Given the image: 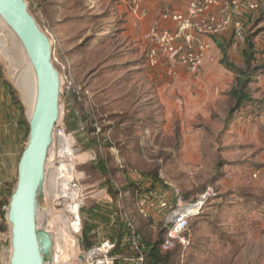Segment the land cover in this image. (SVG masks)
<instances>
[{
	"label": "rangeland",
	"instance_id": "obj_1",
	"mask_svg": "<svg viewBox=\"0 0 264 264\" xmlns=\"http://www.w3.org/2000/svg\"><path fill=\"white\" fill-rule=\"evenodd\" d=\"M26 1L52 41L54 64L62 80L61 124L66 123L68 110L78 113L83 119L81 131H86L85 136L75 134L78 146L85 153H95L96 160L107 166V175L97 169V161L79 162L76 167L89 197L82 211L96 207L92 196L107 189L122 222H135L146 243L159 247L166 222L153 210L146 216L138 212V188L133 183L139 176L157 178L169 190L165 180L189 204L211 194L200 213L193 208L191 215L196 216L183 235L188 243H176L165 255L168 264H264V108L254 110L260 107L255 99H264V94L256 96L259 98L251 94L243 112H233L229 93L236 76L227 68V64L245 68L246 40L259 33L253 53L264 60V24L256 23L257 16L247 22L243 42L236 41L232 32L214 39L202 71L195 78L190 75V82L181 81L178 92L176 75L189 73L175 66L176 74L171 75L172 66L166 61L157 68L147 64L142 39L148 30L139 35V28H131V0ZM138 17L140 12L134 15ZM16 42L0 20V80L9 85L28 122L30 106L17 86L6 53L8 46L18 49ZM256 63L253 65H264ZM193 136L200 151L191 157L182 149L185 143H192ZM190 159L195 163L190 164ZM122 171L134 180L125 179ZM46 191L53 217L60 207L49 195V173ZM169 195L171 199V192ZM40 223H45L42 216ZM55 229L65 235L59 234L58 264H78L84 251L82 232L73 234L78 246L69 234L70 224L61 221ZM101 233L112 238L113 228H103ZM10 238L6 222L0 232V264L4 261L2 248H11Z\"/></svg>",
	"mask_w": 264,
	"mask_h": 264
},
{
	"label": "built area",
	"instance_id": "obj_2",
	"mask_svg": "<svg viewBox=\"0 0 264 264\" xmlns=\"http://www.w3.org/2000/svg\"><path fill=\"white\" fill-rule=\"evenodd\" d=\"M131 2L134 13H137L141 0ZM259 9L258 3L253 0H188L184 12L163 11L160 22L155 23L142 39L147 49V64L157 68L162 61H166L172 66L169 71L171 75L176 74L173 71L175 66H181L195 78L203 69L213 39L232 32L236 41L243 42L246 15ZM143 142L145 141L141 145L145 146L146 142ZM96 159L95 153L83 152L75 135L67 132L64 124H60L55 132V141L48 160L49 195L53 198L52 203L60 207L56 216L63 212L70 223L79 222V228L73 232L74 235L82 232L81 211L89 199L76 175V167L80 163ZM160 177L162 178L161 175ZM135 182L140 187L135 192L138 212L146 216L148 210H153L166 222L164 239L160 245L161 252L172 251L178 242L183 246L187 245L183 235L189 229V220L196 216L191 215L190 210L197 208L200 213L210 200L211 194L207 193L197 203L189 204L184 201L177 187L168 181L163 182L169 190L162 187L160 191H149L144 195H141V185L144 183L142 178H135ZM0 186H3L2 182ZM169 192L172 194L171 199ZM60 198L63 203L59 202ZM92 198L96 200L97 206L113 203L107 189L97 191ZM7 210L8 205L4 207L6 213ZM126 225V232L119 238L103 236L94 247L80 253L78 264H148V251L142 243L137 224L127 221ZM77 241L79 246V240ZM10 249L2 248L3 264H9Z\"/></svg>",
	"mask_w": 264,
	"mask_h": 264
},
{
	"label": "water",
	"instance_id": "obj_3",
	"mask_svg": "<svg viewBox=\"0 0 264 264\" xmlns=\"http://www.w3.org/2000/svg\"><path fill=\"white\" fill-rule=\"evenodd\" d=\"M0 17L21 43L36 83L28 141L6 213L11 230L9 264H58L59 248L48 227L52 217L46 187L48 160L55 132L62 122V118L59 122L63 97L61 75L54 64L52 41L26 0H0ZM41 216L44 225L40 223Z\"/></svg>",
	"mask_w": 264,
	"mask_h": 264
},
{
	"label": "trees",
	"instance_id": "obj_4",
	"mask_svg": "<svg viewBox=\"0 0 264 264\" xmlns=\"http://www.w3.org/2000/svg\"><path fill=\"white\" fill-rule=\"evenodd\" d=\"M254 18V13L250 15H246V27H247V22L251 19ZM245 27V29H246ZM246 31V30H245ZM219 38V37H217ZM214 38V39H217ZM253 38V39H252ZM246 40V48L244 50V57H245V68H239L235 65L232 64H227V68L231 70L233 74L236 76L235 84L232 87L229 97L234 103V108L233 112H243L242 110L247 106V104L250 103L251 99V94H252V89L250 87L251 84H253L257 77L262 74L264 71V65H253L255 62L261 64L264 62L262 57H255L253 53V49L255 47L254 44V39L256 37H252ZM213 39V40H214ZM221 47V46H220ZM224 56H226V53L224 52ZM256 63V64H257ZM9 91L11 92V89L7 83H5ZM12 94V92H11ZM16 104L19 106L18 102L14 99ZM254 110L258 109L260 110L261 107L257 106L254 107ZM20 110V124L24 126L25 128V142L28 141V135H29V124L26 121L22 108L19 106ZM256 112V111H255ZM83 119L79 116L78 113L74 112V110L70 109L67 111L66 114V123L64 124L67 132L73 133L74 135H82L85 136L84 133L86 132L85 130L82 132L81 131V125H82ZM24 151V150H23ZM22 156V155H21ZM97 161V160H95ZM97 169H99L103 174L107 175V166L102 163L98 162L96 163ZM121 173L125 174L124 178L129 181H133L131 174H126L125 171H122ZM143 182L142 183V188L141 190L143 193L141 195H144L145 193L149 191H160L163 187L159 182H157L156 179H144L141 177ZM149 183V184H148ZM138 189L140 188L137 183H133ZM132 186V185H131ZM114 186L112 185L111 188L109 189L112 190ZM3 188H5V183L3 184ZM15 187L13 186L12 188L6 189L5 191L2 192L1 197H0V232L4 231V224L6 223V212L4 211V207L9 205L11 196L13 194ZM112 197V196H111ZM136 201L138 199L136 198ZM114 205H115V199H113V203L111 205H105L103 207H92L89 211H82L83 213V218L85 220L84 222V227H83V232H82V247L84 250H89L92 247L95 246L96 244V239H97V233L96 231L99 228V225L104 224V225H113V234L112 238L115 239L116 234L117 237L119 238L124 231L126 232L127 225L122 222L120 219V215L114 210ZM112 217H114V221L112 222ZM194 218V217H193ZM192 218L189 220V226H190V221ZM139 230V229H138ZM140 232V231H139ZM141 237L142 234L140 233ZM116 237V238H117ZM142 243L145 246V248L148 251V264H168V257L165 255L170 253H163L160 250V246L158 245H149L146 243L144 238L142 237Z\"/></svg>",
	"mask_w": 264,
	"mask_h": 264
},
{
	"label": "crops",
	"instance_id": "obj_5",
	"mask_svg": "<svg viewBox=\"0 0 264 264\" xmlns=\"http://www.w3.org/2000/svg\"><path fill=\"white\" fill-rule=\"evenodd\" d=\"M253 1L261 3V9L255 12L254 16H257L258 18L256 23L263 25L264 16H261V13L264 12L262 10V7L264 8V0ZM187 2L188 0H177L175 2L167 0H141L137 11V13L140 12V17L137 19L134 18V15L137 13H134L133 8L130 7V12L127 9V12H129L128 18L130 20L131 28L133 30L139 28L137 29L139 33L135 32L139 35L143 34V32L147 30L149 31L155 23L160 22V15L163 11L184 12L187 7ZM259 36L260 33L255 39L257 40ZM262 42L264 43V41ZM258 46L262 47L259 43ZM176 78L178 79L176 83V89L178 92L181 91V81H184L185 83L188 80L190 82L191 79L190 75L188 74V76H186L183 71H179ZM251 89L254 98H259L264 94V72L257 77L256 81L253 83V88ZM255 100L257 102L259 101L261 108H264V99L261 98L263 101L260 99ZM19 119V106L14 101L8 86L0 80V182L3 184L5 183V188L0 186V197L3 191L12 188L13 186L16 188L17 184L19 162L23 150L25 149V128L20 124ZM199 145L197 138L193 136L192 143H185L182 152L191 157L195 156L200 151ZM189 161L190 164L195 163L192 159ZM98 207L103 206L99 205ZM113 221L114 217H112V222ZM106 227L109 229L110 227H113V225H99V228L96 231L98 239H101L102 237L101 229Z\"/></svg>",
	"mask_w": 264,
	"mask_h": 264
},
{
	"label": "bare ground",
	"instance_id": "obj_6",
	"mask_svg": "<svg viewBox=\"0 0 264 264\" xmlns=\"http://www.w3.org/2000/svg\"><path fill=\"white\" fill-rule=\"evenodd\" d=\"M0 20L8 27V25L5 23V21L1 17H0ZM9 30L12 32V34L16 38V41H17L16 43L18 44V49L12 48L11 46L9 48V46H8L6 48V53H8V55L10 56V66L13 69V71L15 72L16 80H17L16 81L17 86L19 87L21 93L23 94L25 103L28 106H30L29 110H30V114H31L33 107H34V104H35V99H36V83H35L34 71H33L32 65H31L29 59L27 58L18 38L16 37V35L13 33V31L10 28H9ZM9 50H10V52H9ZM13 62H14V64H13ZM62 112H63V103L61 101V114H60L59 122L61 121V118H62ZM47 169H48V165H47ZM48 173H47V176H48ZM59 202L63 203L61 198H60ZM190 211H191V214H194L193 208ZM61 221H63L66 224H70L71 229H68V231H69L70 236L73 239H76L73 236V232L76 231L77 228H79V222L70 223L71 221L68 220V218L66 217V214L63 212L60 213L58 216H53L52 219L48 222V227H49V230H52L51 232H52V235H53V238H54V241L56 243L57 248H59V244H58L59 234L61 233V235H62L61 237H63V238L65 237V235L61 231V229H55V227L56 226L58 227V224L61 223ZM9 251L11 252L12 250L10 249Z\"/></svg>",
	"mask_w": 264,
	"mask_h": 264
}]
</instances>
